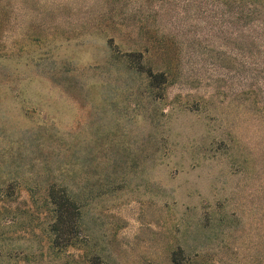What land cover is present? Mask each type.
<instances>
[{
    "label": "rangeland",
    "instance_id": "obj_1",
    "mask_svg": "<svg viewBox=\"0 0 264 264\" xmlns=\"http://www.w3.org/2000/svg\"><path fill=\"white\" fill-rule=\"evenodd\" d=\"M227 19L221 0H0V264H264V105ZM140 50L162 99L118 62ZM52 185L81 205L68 248L34 206Z\"/></svg>",
    "mask_w": 264,
    "mask_h": 264
},
{
    "label": "trees",
    "instance_id": "obj_2",
    "mask_svg": "<svg viewBox=\"0 0 264 264\" xmlns=\"http://www.w3.org/2000/svg\"><path fill=\"white\" fill-rule=\"evenodd\" d=\"M225 7L228 23L237 29V44L243 55L244 71L252 73L254 83L245 89L243 95L253 97L264 105V0H221ZM147 34V33H146ZM151 43V38L148 39ZM148 43V44H149ZM147 52V53H146ZM149 51L119 53V64L136 75L145 76L148 91L164 93L170 87L171 79L166 71L154 72L146 62ZM3 195V203L11 197L14 190L9 187ZM34 195L38 191L33 192ZM46 201L35 203V208L48 222V235L56 248H68L80 236L81 205L67 186L52 185L45 190ZM174 262H178L174 254ZM177 260V261H176ZM92 264H104L100 257H95Z\"/></svg>",
    "mask_w": 264,
    "mask_h": 264
}]
</instances>
